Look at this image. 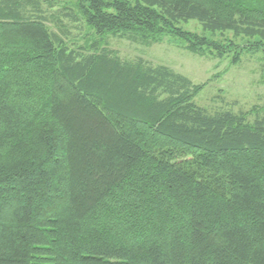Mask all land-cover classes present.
<instances>
[{
  "label": "trees",
  "instance_id": "trees-1",
  "mask_svg": "<svg viewBox=\"0 0 264 264\" xmlns=\"http://www.w3.org/2000/svg\"><path fill=\"white\" fill-rule=\"evenodd\" d=\"M42 2L0 0V264H264V107L212 113L202 85L103 41L78 56ZM75 4L101 37L224 58L179 27L197 20L264 44V0Z\"/></svg>",
  "mask_w": 264,
  "mask_h": 264
},
{
  "label": "rangeland",
  "instance_id": "rangeland-1",
  "mask_svg": "<svg viewBox=\"0 0 264 264\" xmlns=\"http://www.w3.org/2000/svg\"><path fill=\"white\" fill-rule=\"evenodd\" d=\"M48 24L59 33L70 50L84 55L94 52L91 44L100 41V49L123 61L141 62L145 67L168 66L185 75L193 85H202L196 102L212 113L231 111L241 113L264 107V44L244 50L246 43L258 44L245 37L236 38L232 32H204L197 20L181 23L180 28L221 45L229 51L219 58L215 49L199 55L187 49V43L171 34L156 42L134 40L130 36H98L77 10L75 0H42ZM51 1V2H50ZM241 52L238 63L233 57ZM252 116V115H251Z\"/></svg>",
  "mask_w": 264,
  "mask_h": 264
}]
</instances>
